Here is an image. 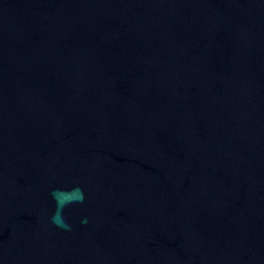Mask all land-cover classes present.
I'll return each mask as SVG.
<instances>
[{"label":"water","instance_id":"obj_1","mask_svg":"<svg viewBox=\"0 0 264 264\" xmlns=\"http://www.w3.org/2000/svg\"><path fill=\"white\" fill-rule=\"evenodd\" d=\"M0 264H264V4L0 0Z\"/></svg>","mask_w":264,"mask_h":264},{"label":"clouds","instance_id":"obj_2","mask_svg":"<svg viewBox=\"0 0 264 264\" xmlns=\"http://www.w3.org/2000/svg\"><path fill=\"white\" fill-rule=\"evenodd\" d=\"M259 2L264 4V0H259ZM50 195L55 201L56 205L55 212L50 218L51 223L65 231H72L73 226L65 218L64 209L71 204L83 203L85 201L84 190L78 186L71 189L70 191L61 188H55L51 191ZM81 223L87 224L88 218H82Z\"/></svg>","mask_w":264,"mask_h":264}]
</instances>
